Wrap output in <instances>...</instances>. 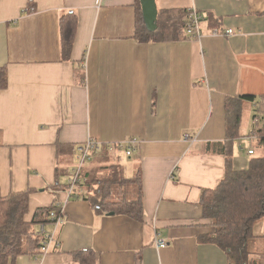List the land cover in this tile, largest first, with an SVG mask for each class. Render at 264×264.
I'll return each mask as SVG.
<instances>
[{"label":"crops","instance_id":"0c3cea01","mask_svg":"<svg viewBox=\"0 0 264 264\" xmlns=\"http://www.w3.org/2000/svg\"><path fill=\"white\" fill-rule=\"evenodd\" d=\"M154 1L158 14L198 12L201 36L139 42V0H0V194L33 190L29 221L53 204L50 187L62 185L54 245L12 264H229L202 239L213 228L200 198L225 178L228 160L242 170L262 155L252 135L259 100L242 97L264 95V0ZM68 16L77 25L64 58L59 32ZM214 29L236 33L214 37ZM88 139L127 178L140 175L142 221L68 198L69 172ZM131 141L124 163L125 149L115 147ZM253 236L249 260L264 264V220Z\"/></svg>","mask_w":264,"mask_h":264},{"label":"trees","instance_id":"16d2710c","mask_svg":"<svg viewBox=\"0 0 264 264\" xmlns=\"http://www.w3.org/2000/svg\"><path fill=\"white\" fill-rule=\"evenodd\" d=\"M187 13L183 10L174 14L160 12L157 14L156 30L148 32L138 10L136 39L153 43L177 41L180 31L186 34L184 27L188 22ZM76 25L74 17L68 16L61 20L59 33L64 58L69 57L72 50ZM6 88L7 75L5 68L1 67L0 90ZM242 99L250 102L259 100L253 110L252 135L255 148L260 149L262 155L252 157L247 168L242 170L231 169L228 160L225 178L215 188L203 189L200 198L202 216L213 228L210 236L202 239L224 251L229 264H253L249 260L248 250L254 238L253 228L257 222L264 220V95L259 98H255V95L244 96ZM120 145L115 147L118 151L122 150ZM105 151L108 152L106 147L100 146L92 153L90 164L80 172L79 182L70 198L87 201L95 214L124 216L142 221L143 192L140 175L137 173L127 178L118 163L110 164L107 158L104 159ZM99 154L100 158L103 156L101 160ZM95 157L99 161L94 162ZM105 172L110 173L102 175ZM96 173L101 174V178H96ZM61 186L55 183L50 187L54 195L53 204L37 209L29 221L24 216L28 212L27 202L33 190L6 196L0 194V264H12L20 255L42 254L41 248L49 234L45 228L61 217L56 198ZM83 255L80 253L76 256L81 260Z\"/></svg>","mask_w":264,"mask_h":264},{"label":"built area","instance_id":"2783aa9c","mask_svg":"<svg viewBox=\"0 0 264 264\" xmlns=\"http://www.w3.org/2000/svg\"><path fill=\"white\" fill-rule=\"evenodd\" d=\"M188 22L186 24L185 28V33L187 35V37H189L190 39H195L199 38L201 36V29H200V22H201V15L194 11V10H188ZM236 33V31H234L233 29H228V30H218V29H214L211 32V36L214 37H230L232 35H234ZM255 122V120H254ZM132 141L131 142H127L126 144H123L120 148L121 149H125V153L126 156H129L131 154V145H132ZM99 144L91 139H88L79 149H78V156H77V164L71 169V171L69 172L68 175V182H67V186H66V193L68 198L72 197V195L74 194L75 191V186L76 184L79 182V176H80V172L82 171L85 162L88 161V159L90 160L92 157V153L95 152L96 150H98L99 148ZM126 147V148H125ZM249 154H252L253 151H249ZM62 223V218L58 217L56 219V221L54 222V226L52 229V232L50 234L46 235V242L44 243V245L41 248V253L42 254H47L50 250V248L54 245V236H55V232L57 229V226H59ZM156 245L159 247H165V242L161 241V240H156L155 241Z\"/></svg>","mask_w":264,"mask_h":264},{"label":"water","instance_id":"95a60500","mask_svg":"<svg viewBox=\"0 0 264 264\" xmlns=\"http://www.w3.org/2000/svg\"><path fill=\"white\" fill-rule=\"evenodd\" d=\"M141 8V17L145 29L148 32H153L156 29L157 10L154 0H139Z\"/></svg>","mask_w":264,"mask_h":264},{"label":"rangeland","instance_id":"374dc122","mask_svg":"<svg viewBox=\"0 0 264 264\" xmlns=\"http://www.w3.org/2000/svg\"><path fill=\"white\" fill-rule=\"evenodd\" d=\"M255 151H256V149H255ZM99 156H100V154H99ZM118 157H120L121 158V160L125 163V162H127V163H129L130 162V156H125V155H123V153L122 152H120V155L118 156ZM132 159V158H131ZM94 160V162H96L97 160L99 161V159H98V157H95V159H93ZM114 160H115V157L113 156L112 157V159H108V162L110 163V164H116L117 165V163L116 162H114ZM101 162V164L103 163L102 161H100ZM74 163V162H73ZM75 165L77 164V161L74 163ZM90 164V162H89V160L88 161H86L85 162V167H87L88 165ZM106 173H110V172H105V173H102V175H105ZM95 176H96V178H101V174H98V173H96V174H94ZM125 175V174H124ZM61 181H64V183H65V180H64V178H62L61 179ZM67 182H68V180H67ZM45 230L46 231H49L48 230V227H46L45 228ZM253 240V239H252ZM250 249H253V246L252 245H250L249 246V251H250V253H251V250ZM252 254V253H251Z\"/></svg>","mask_w":264,"mask_h":264}]
</instances>
